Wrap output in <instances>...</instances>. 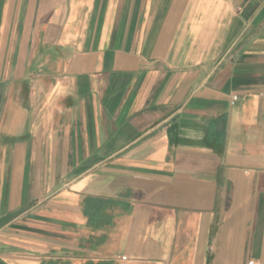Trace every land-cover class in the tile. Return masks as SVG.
<instances>
[{
    "label": "crops",
    "instance_id": "obj_1",
    "mask_svg": "<svg viewBox=\"0 0 264 264\" xmlns=\"http://www.w3.org/2000/svg\"><path fill=\"white\" fill-rule=\"evenodd\" d=\"M0 264H264V0H0Z\"/></svg>",
    "mask_w": 264,
    "mask_h": 264
},
{
    "label": "built area",
    "instance_id": "obj_2",
    "mask_svg": "<svg viewBox=\"0 0 264 264\" xmlns=\"http://www.w3.org/2000/svg\"><path fill=\"white\" fill-rule=\"evenodd\" d=\"M234 99H236V97H234Z\"/></svg>",
    "mask_w": 264,
    "mask_h": 264
}]
</instances>
